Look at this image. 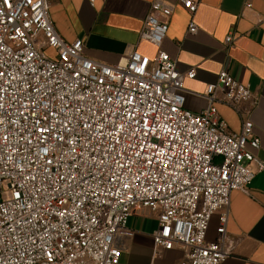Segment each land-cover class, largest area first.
Wrapping results in <instances>:
<instances>
[{
    "label": "built area",
    "instance_id": "built-area-1",
    "mask_svg": "<svg viewBox=\"0 0 264 264\" xmlns=\"http://www.w3.org/2000/svg\"><path fill=\"white\" fill-rule=\"evenodd\" d=\"M201 2L178 0L189 35ZM172 14L151 2L139 37L155 57L107 65L59 35L47 0H0V264H120L140 210L158 221L154 258L176 248L186 250L176 264L228 258L231 195L249 194L264 163L252 121L232 132L216 104L243 117L258 97L222 71L203 95L208 107L187 110L195 70L180 73L161 49Z\"/></svg>",
    "mask_w": 264,
    "mask_h": 264
},
{
    "label": "crops",
    "instance_id": "crops-1",
    "mask_svg": "<svg viewBox=\"0 0 264 264\" xmlns=\"http://www.w3.org/2000/svg\"><path fill=\"white\" fill-rule=\"evenodd\" d=\"M47 1L59 35L68 43L82 40L84 54L91 60L117 65L134 52L149 58L158 52L139 37L154 0ZM163 1L173 8V14L161 49L177 61L180 73L195 70V77L185 80V108L196 114L204 111L208 107L203 97L206 88L217 83L222 71L250 85L258 102L256 107L245 105L243 117L223 104H216V109L232 132L241 131L244 118L252 121L253 134L261 142L255 154L264 163V0H202L194 16L195 35L188 34L191 16L178 0ZM230 35L234 40L227 47L225 40ZM220 216L218 212L212 218L208 241L218 238ZM128 227L133 235L122 245L120 264H176L184 259L183 248L154 258L153 233L158 221L150 211L134 212ZM226 244L229 256L222 264H264V171L255 176L249 194L232 193Z\"/></svg>",
    "mask_w": 264,
    "mask_h": 264
},
{
    "label": "snow or ice",
    "instance_id": "snow-or-ice-1",
    "mask_svg": "<svg viewBox=\"0 0 264 264\" xmlns=\"http://www.w3.org/2000/svg\"><path fill=\"white\" fill-rule=\"evenodd\" d=\"M29 2H30V0H29ZM0 75H2V73H0Z\"/></svg>",
    "mask_w": 264,
    "mask_h": 264
}]
</instances>
